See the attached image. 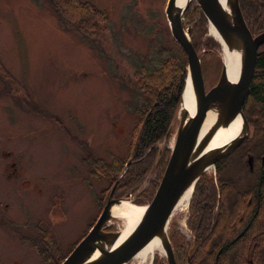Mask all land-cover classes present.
<instances>
[{
	"label": "rangeland",
	"instance_id": "374dc122",
	"mask_svg": "<svg viewBox=\"0 0 264 264\" xmlns=\"http://www.w3.org/2000/svg\"><path fill=\"white\" fill-rule=\"evenodd\" d=\"M83 1L109 16L110 30L100 46L63 29L44 0H0V264L60 263L95 224L113 187L114 199L130 194V203L142 207L147 204L138 197L157 176L154 169L135 193L122 194L117 189L125 170L119 179L108 178L100 162L117 159L126 169L135 161L130 157L140 101L132 91L135 73L149 62L155 65L157 48L174 41L165 13L168 0ZM192 5L198 7L190 1L181 16L189 38L192 25L185 14ZM203 16L202 44L210 39L218 45L197 52L208 91L218 82L223 61ZM252 121L246 119L247 141L259 133ZM174 138L175 128L155 147L154 168L165 151L170 156ZM225 159L220 173L232 182L234 201L249 189L252 176L237 156ZM215 169L205 174L216 183ZM189 205L174 211L167 233L169 240L182 236L191 251ZM107 228L121 232L123 221L112 218ZM153 257V263L167 264L163 251ZM128 264H139V256Z\"/></svg>",
	"mask_w": 264,
	"mask_h": 264
},
{
	"label": "trees",
	"instance_id": "16d2710c",
	"mask_svg": "<svg viewBox=\"0 0 264 264\" xmlns=\"http://www.w3.org/2000/svg\"><path fill=\"white\" fill-rule=\"evenodd\" d=\"M44 1L52 8L62 28L78 34L83 40H90L100 46L99 41L104 38L106 32L109 33L107 12L98 9L90 2ZM239 4L250 32L253 35L263 32L264 0H239ZM185 18L192 25L190 38L196 52L201 46H207L209 43L217 50V43L210 39H206V44H202L203 35L207 31V22L198 7L192 5L191 9L187 10ZM185 57L180 46L172 41L169 47L157 48L155 65L149 62L136 71L137 79L132 91L140 101L135 109L137 121L132 130L130 146V157L132 156V160L135 161L126 169L124 162L118 163L117 159H112L110 163L100 162L103 173L108 178L118 176L125 170L118 189L116 188L122 194L135 193L143 179L155 169L157 176L139 195L140 203L149 204L152 201L167 166L169 153L165 151L154 168L158 154L155 147L165 138L178 110L187 75ZM216 65V62L209 64L208 71L214 70ZM242 111L246 119L256 121L254 126L259 132L256 136L263 144L258 149V153H261L264 151V45L257 51L256 67ZM225 161L226 159L216 165V183L211 176L204 174L195 186L190 200L188 219V226L190 225L195 237L192 250L186 247L182 236L174 234L178 243L175 238L170 237L177 264L182 262V255L186 252L189 254L192 252L189 264H246L245 246L249 237L261 230L264 231V167L258 170L256 186L251 192L253 203L259 198L261 204L259 207L256 206L257 209L250 211L246 206L247 199L244 196L246 191L243 195H236L235 200H232L233 184L220 173ZM251 188L252 185L249 190ZM107 230L111 231L112 228ZM43 255L48 259V255ZM63 260L64 258L60 259V263ZM153 264L161 263L155 260Z\"/></svg>",
	"mask_w": 264,
	"mask_h": 264
},
{
	"label": "water",
	"instance_id": "95a60500",
	"mask_svg": "<svg viewBox=\"0 0 264 264\" xmlns=\"http://www.w3.org/2000/svg\"><path fill=\"white\" fill-rule=\"evenodd\" d=\"M193 0H168L166 17L173 40L181 47L187 59V75L181 92L176 115L164 138L169 139L175 128L174 144L158 189L152 201L142 206L143 212L131 232L120 241V231H108L112 220V208L130 202V194L114 199V187L95 224L60 264H128L154 238L162 241L167 264H176L167 229L181 197L194 188L207 170L227 157L248 136V123L242 107L248 94L257 62V51L264 45V31L253 35L241 13L239 0H194L209 25L216 27L220 35L238 47L241 67L235 80L227 78L223 64L218 82L205 90L200 59L189 38L190 30L184 31L181 16L186 5ZM220 45V44H219ZM187 85L194 95L195 110L190 114L183 103ZM215 119L201 137V130L208 113ZM241 119V133L225 146L207 150L215 132ZM133 163L128 162L126 168ZM191 199V198H190ZM141 207V206H139ZM152 257L150 264L153 263ZM189 264V258L186 261Z\"/></svg>",
	"mask_w": 264,
	"mask_h": 264
},
{
	"label": "bare ground",
	"instance_id": "6f19581e",
	"mask_svg": "<svg viewBox=\"0 0 264 264\" xmlns=\"http://www.w3.org/2000/svg\"><path fill=\"white\" fill-rule=\"evenodd\" d=\"M179 2L183 3L184 0H178V3ZM208 29L210 35L220 44L222 61L228 80H235L241 67V54L239 51L240 49L234 46L228 40L224 39L220 35L216 27H214L213 25L210 24ZM183 103L189 113L193 114L195 110V102L190 85H187L184 92ZM214 119V114L209 112L201 130V137H203L204 134L209 130V127L213 123ZM241 128V119L237 118L227 127L218 129L210 140L207 150L214 147L225 146L227 142L241 133ZM190 198L191 191L189 190L181 197L176 209L186 208L188 203L190 202ZM142 212V207L133 205L129 201H122L121 204L116 205L112 208L113 217L123 221V229L120 232V241L123 240L135 227L140 219ZM156 251H163L162 241L159 238H154L142 250L139 251L137 255L139 256V264H144L148 258L150 260L154 256Z\"/></svg>",
	"mask_w": 264,
	"mask_h": 264
},
{
	"label": "flooded vegetation",
	"instance_id": "af4514ba",
	"mask_svg": "<svg viewBox=\"0 0 264 264\" xmlns=\"http://www.w3.org/2000/svg\"><path fill=\"white\" fill-rule=\"evenodd\" d=\"M247 139L248 137L244 140L245 142L243 141L244 144L241 143L236 149H234L230 153V155H234L235 157L237 156L242 162L243 168L247 171V174L249 176H252V188L250 190L248 189L245 192L244 196L247 199V210L253 211L257 209L256 206L259 207V205L261 204L259 198H257L255 203H253L251 192L252 189L256 186L258 170L264 167V151L258 153L259 147L263 146V144L259 142L257 136L254 135L253 139H250L251 141H247ZM223 160L218 161L213 168L217 169L216 165ZM241 195H243V193ZM233 205L234 204L232 203V206ZM239 220H241V217ZM247 220L248 218L246 219V221ZM188 258L190 261V257ZM245 262L246 264H264V231L261 230L255 235L249 237V240L247 241V244L245 246Z\"/></svg>",
	"mask_w": 264,
	"mask_h": 264
}]
</instances>
